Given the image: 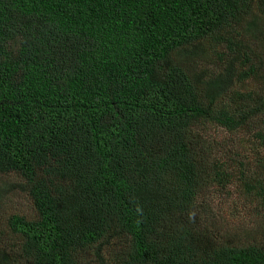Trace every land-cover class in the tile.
Instances as JSON below:
<instances>
[{
	"label": "trees",
	"instance_id": "obj_1",
	"mask_svg": "<svg viewBox=\"0 0 264 264\" xmlns=\"http://www.w3.org/2000/svg\"><path fill=\"white\" fill-rule=\"evenodd\" d=\"M205 121L232 149L193 133ZM9 170L34 211L8 217L29 264L106 242L110 264H264V221L239 238L198 202L238 180L264 209V0H0Z\"/></svg>",
	"mask_w": 264,
	"mask_h": 264
},
{
	"label": "rangeland",
	"instance_id": "obj_2",
	"mask_svg": "<svg viewBox=\"0 0 264 264\" xmlns=\"http://www.w3.org/2000/svg\"><path fill=\"white\" fill-rule=\"evenodd\" d=\"M251 86L250 82L245 83L246 89ZM192 130L206 144L212 146L222 144L226 149H232L224 144L225 140L231 138L232 132L213 121L197 123ZM246 134L249 135V133ZM247 135L238 133L237 140L243 138L245 148L240 147L244 148L247 153H252L251 143L245 140ZM215 152L218 154L217 151ZM261 201L262 199L254 193L251 194L250 199L246 198L238 180H233L225 188L210 187L198 202L203 203L207 211L212 210L221 232L228 231L239 238L251 239L259 236L258 224L259 221H264V209L259 206ZM13 213L27 218L34 217L25 179L18 172L9 170L0 172V264H8V260L10 264H29L24 259H20L16 251L18 239L8 224V217ZM79 257L81 260L78 264H110L111 260L107 242L80 252Z\"/></svg>",
	"mask_w": 264,
	"mask_h": 264
}]
</instances>
